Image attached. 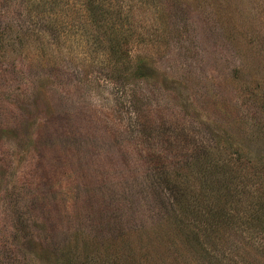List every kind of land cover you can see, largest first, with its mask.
Returning <instances> with one entry per match:
<instances>
[{"label": "rangeland", "instance_id": "374dc122", "mask_svg": "<svg viewBox=\"0 0 264 264\" xmlns=\"http://www.w3.org/2000/svg\"><path fill=\"white\" fill-rule=\"evenodd\" d=\"M83 1L0 0V264H264V0Z\"/></svg>", "mask_w": 264, "mask_h": 264}, {"label": "trees", "instance_id": "16d2710c", "mask_svg": "<svg viewBox=\"0 0 264 264\" xmlns=\"http://www.w3.org/2000/svg\"><path fill=\"white\" fill-rule=\"evenodd\" d=\"M83 4L85 5L84 8L86 9V11H88V14H89L91 20L96 24L97 28L102 29V30L105 29L104 32L109 31L110 40H111V37H115V35L119 34L122 31V29H124L123 28L124 21L121 18H119V15H120L119 10H117L116 12H114V11L112 12L110 9H107L103 6L101 0H84ZM115 17L118 18L119 21H115L114 20ZM120 20H121V22H120ZM125 20H126V18H125ZM116 22H118V24ZM107 28H110V29H107ZM123 34H126V33L122 31V35ZM116 38H118V37H116ZM116 42L117 43L113 45L114 48L116 45L117 46L119 45L120 39L118 38ZM178 203H180V202L178 201ZM180 204L182 205V201ZM214 209L215 210L213 212V214H214L213 217L216 220L218 218L224 217L223 218L224 219L223 225L225 226L226 223L228 225L231 223L229 228L233 229L238 221L232 223L231 219H238L239 214L233 215L231 213L226 212L222 208H220V209L214 208ZM226 214H228V215H226ZM249 221H250V223H254V225H251L250 227L254 228L255 231L260 230L264 233V198L263 199L261 198V201L258 203V206L256 208L251 209V211L249 213ZM194 226H196V229H197L196 230L197 232L195 231V233L199 234V237L201 234V235L205 236L206 238H211L210 236L207 235V232L205 233V229H202L201 226H199V225H194ZM207 229H209V228H207ZM197 244L199 245L200 242L197 241Z\"/></svg>", "mask_w": 264, "mask_h": 264}]
</instances>
